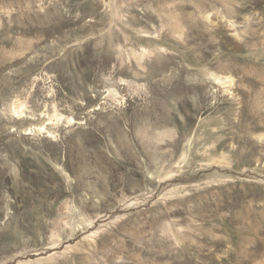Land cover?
Instances as JSON below:
<instances>
[{
  "label": "rangeland",
  "instance_id": "374dc122",
  "mask_svg": "<svg viewBox=\"0 0 264 264\" xmlns=\"http://www.w3.org/2000/svg\"><path fill=\"white\" fill-rule=\"evenodd\" d=\"M0 264H264V0H0Z\"/></svg>",
  "mask_w": 264,
  "mask_h": 264
}]
</instances>
